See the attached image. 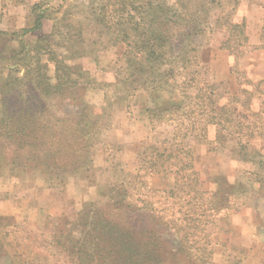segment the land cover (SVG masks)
<instances>
[{"label":"rangeland","instance_id":"374dc122","mask_svg":"<svg viewBox=\"0 0 264 264\" xmlns=\"http://www.w3.org/2000/svg\"><path fill=\"white\" fill-rule=\"evenodd\" d=\"M243 2L245 5L241 6ZM35 3H40L39 8L48 15L42 23V34L50 37L39 39L38 30L26 34L25 43L32 51V60H25L16 36L2 34L16 32L20 37L23 28L33 26ZM98 4L99 0H0V24H4L0 28V54L3 49L7 50L0 62V264H75L66 254L70 243L64 238L71 241L75 237L78 245L83 242L85 230L82 233L78 224L79 215L85 214L84 222H91L121 185L136 182L141 187L144 178L138 176L143 146L152 142L155 133L164 137L173 132L171 126L153 125L149 118V109L160 106L171 94L152 93L147 88L151 85L145 84L144 79H136L133 84L125 82L122 74L126 71L127 46L121 41L123 24L112 25L122 31L111 42L106 35L107 21L102 23L96 18ZM240 10L256 18L252 31H248L250 35L247 34L255 48L235 61L233 55L220 49L224 31L209 32L205 40L209 39L211 46L210 73L216 81L226 83L224 88L230 80V84H235V77L263 81L264 87V0H240L234 17L237 22L246 20ZM117 21L118 18L112 19ZM82 31L84 40L78 38ZM89 38L98 43L96 49H92ZM47 46L50 54H57L65 61L66 67L77 73L86 72L88 78L80 79L71 91H68L70 84H65L66 93L57 94L48 88L50 92L42 95L40 101L36 86H24L19 80L28 72L49 78L55 76L59 66L43 52ZM17 48L20 55L14 56L15 60L5 58ZM17 60L21 64L14 72ZM22 62H31V65L26 67ZM51 83L57 85L54 79ZM124 85H131L130 91ZM77 116H86L88 120L84 117L85 120L91 122L105 119V125L96 134L89 163L79 164L75 140L58 144L61 133L72 136L71 122ZM10 132L11 139L6 141ZM214 132L212 129L211 138ZM15 135L30 139L13 144ZM254 139L259 152L247 158L249 162L236 160V153H240L233 140L224 146L196 147L195 171L201 180L196 187L198 203L202 209L207 208L208 190L224 191L227 199L222 204L227 207V215L217 212L215 216H208L209 212L202 213L201 209L202 214L198 216L202 221L200 229H204L203 239L196 245L208 252L204 255L209 257L206 264H264V181L258 176L264 175V137ZM60 148V156L66 150L71 158L75 155V162H67L68 170L59 173L61 181L46 180L45 177H51L46 172L47 159L51 158V162L57 159L56 151ZM25 165H36L37 174L24 170ZM149 181L156 190L160 209L175 201L177 194L169 193L176 188L172 177L157 174ZM210 195L215 209L219 210L220 196ZM165 196L169 203L164 202ZM165 237L168 252L164 264H177L173 256L178 249V236L168 231ZM182 261L191 263L184 258Z\"/></svg>","mask_w":264,"mask_h":264},{"label":"trees","instance_id":"16d2710c","mask_svg":"<svg viewBox=\"0 0 264 264\" xmlns=\"http://www.w3.org/2000/svg\"><path fill=\"white\" fill-rule=\"evenodd\" d=\"M99 3L96 18L102 23L107 21L106 35L111 42L117 40L116 34L122 31L112 25L123 24L124 27L121 41L127 46L124 54L126 71L122 74L125 82L133 84L136 79H144L145 84L151 85L147 88L152 93L171 94L156 109H149V118L153 125L171 126L173 132L164 137L155 133L152 142L143 146V157L139 155L141 164L138 177L144 178L141 187L136 186V182L129 186L121 185L104 202L98 216L91 222H84L85 214L79 215L78 224L82 227V233L85 230V236H82L80 245L75 237L69 235L71 241L65 237L70 243L66 254L72 257L75 264H164L165 253L168 252L165 232L173 231L179 241L173 256L177 264H184L183 258L188 259L189 264H206L209 257L205 258L204 255L208 252L201 245H196L203 239L201 232L204 229H200L202 221L198 216L205 211L209 212L208 216H215L217 212L227 215V207L222 206L227 199L223 196L226 195L224 191L215 193L208 190V193L220 196L219 210L215 209L210 194L205 197L206 209H202L203 206L198 203L200 199L197 198L199 191L196 187L201 180L195 171L196 147L201 144L224 146L233 140L240 153H236V160L239 163L249 162L247 158H253L252 155L259 152L254 138L264 137L263 81L253 82L235 77V84H230V80L224 88L226 83L216 81L210 73L211 46L209 39L205 40L209 32L224 31L220 49L233 55L235 61L245 56L249 49L255 48L250 44L246 21L234 20L240 0H99ZM39 4L35 3L32 7L33 26L23 28L20 37L16 32L2 34L16 36L22 47L20 54L25 60H32V51L25 43L26 34L38 30L41 34L39 39L47 40L50 37L42 34V23L48 15L39 8ZM114 18H118V21L112 22ZM82 37L83 31L78 34L80 40H84ZM89 40L92 49H96L98 43L92 38ZM49 48L47 46L43 52L49 54L50 60L59 66L55 76L49 78L28 72L23 80H19L24 86H36L40 101L50 89L57 91V94L62 91L66 93L76 88L80 79L88 78L86 72L77 73L66 67L65 61L59 59L57 54H50ZM18 50L14 49L11 53L10 49L11 55L5 58L13 60L19 54ZM6 52L3 49L0 62L4 60ZM19 64L21 62L17 60V66L12 71L17 72ZM28 65L31 62L23 63V66ZM166 67L167 71L163 69ZM234 71L231 70V73ZM53 79L57 85L51 83ZM65 84H70L68 91L64 88ZM124 86L130 91L131 85ZM84 117L77 116L71 122V137L62 133L58 137V144H62V141L70 143L72 139L77 142L75 155H79V164L91 162L96 134L105 125L104 118L91 122ZM96 124L98 127H95ZM212 129L215 136L211 138ZM5 139H11V132ZM29 139L24 135H15L12 143L19 144L21 140L26 142ZM60 150L62 148L56 151L58 157L53 162L49 157L46 160V172L51 176L45 177L46 180L61 181L59 173L68 170L67 162H75V155L71 158L63 150L60 156ZM37 168L36 165H25L24 170L37 174ZM157 174L172 177L176 183V188L169 191L177 194L175 201L161 209L154 193L156 190L149 181ZM258 176L261 177L259 180L264 181V175L259 173ZM164 202L169 203L167 196Z\"/></svg>","mask_w":264,"mask_h":264},{"label":"crops","instance_id":"0c3cea01","mask_svg":"<svg viewBox=\"0 0 264 264\" xmlns=\"http://www.w3.org/2000/svg\"><path fill=\"white\" fill-rule=\"evenodd\" d=\"M245 3L243 2L241 6H244ZM247 7V6H246ZM262 8V7H260ZM241 9V8H240ZM240 12H242L244 14V16L246 17V20H247V23H246V26H247V34L250 35V33H248V31H252V28L254 26V22L256 20L255 16L251 15V13L249 14H245L242 10H240ZM245 20V19H244ZM245 20V21H246ZM27 24V23H26ZM2 25H4L3 23L0 24V28H4ZM261 25H262V21H261ZM255 43V42H254Z\"/></svg>","mask_w":264,"mask_h":264}]
</instances>
